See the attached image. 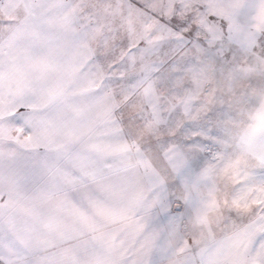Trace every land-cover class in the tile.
Here are the masks:
<instances>
[{"label":"snow or ice","instance_id":"snow-or-ice-1","mask_svg":"<svg viewBox=\"0 0 264 264\" xmlns=\"http://www.w3.org/2000/svg\"><path fill=\"white\" fill-rule=\"evenodd\" d=\"M0 264H264V0H0Z\"/></svg>","mask_w":264,"mask_h":264}]
</instances>
